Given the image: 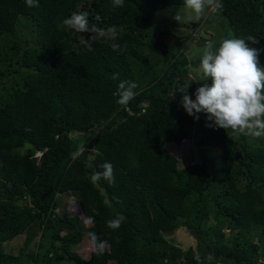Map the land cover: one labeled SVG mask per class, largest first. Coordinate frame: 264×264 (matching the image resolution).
I'll return each instance as SVG.
<instances>
[{
  "label": "trees",
  "instance_id": "obj_1",
  "mask_svg": "<svg viewBox=\"0 0 264 264\" xmlns=\"http://www.w3.org/2000/svg\"><path fill=\"white\" fill-rule=\"evenodd\" d=\"M219 4L216 25L207 26L210 42L254 37L249 47L260 50L264 67V0ZM183 6L0 0V264H264V138L236 137L203 113L195 120L185 112L179 91L195 99L202 85L187 74L198 81L202 56L188 60L190 36L159 30L153 19ZM78 11L117 35L65 27ZM81 37L91 39V50ZM123 80L138 85L127 106L117 103ZM183 134L198 140L203 158L179 168L165 144ZM208 148L220 150V165L205 156ZM105 162L114 166V183L93 182ZM70 194L94 223L57 214L60 198ZM116 216L124 220L112 230L107 221ZM179 228L196 248L164 241ZM89 233L104 235L107 248L84 260L73 248ZM21 235L20 254L7 255L4 246Z\"/></svg>",
  "mask_w": 264,
  "mask_h": 264
},
{
  "label": "clouds",
  "instance_id": "obj_2",
  "mask_svg": "<svg viewBox=\"0 0 264 264\" xmlns=\"http://www.w3.org/2000/svg\"><path fill=\"white\" fill-rule=\"evenodd\" d=\"M117 6H123L124 0H113ZM28 7H38L39 0H25ZM187 7L195 13L203 12L206 5L221 7L219 0H184ZM177 14L174 19L179 20ZM100 19L99 16L96 17ZM63 25L79 33H96L100 37L114 38L117 35L115 27L103 29L89 19L87 11L73 12L70 17L63 20ZM81 42L91 50V39L81 37ZM249 42H258L254 37L229 38L219 42L206 44L202 50L199 64L200 80L196 81L202 86L198 87L192 96L186 92L181 93V105L185 112L195 120L201 113L215 127L231 130L236 137L247 135L264 138V67L259 64L260 50L249 47ZM112 79H118L114 73ZM211 81L209 84L208 82ZM191 84L188 86V88ZM138 85L135 82L123 80L118 85L117 101L121 106H127L134 99ZM182 141V140H181ZM42 153L37 152L35 158L39 161ZM102 172H94L91 176L93 182L101 179L114 183V166L110 162L101 165ZM124 220L123 216H116L107 221V226L119 229ZM86 224L94 223L92 218ZM91 245L97 254H103L107 242L100 240L95 233H89Z\"/></svg>",
  "mask_w": 264,
  "mask_h": 264
},
{
  "label": "rangeland",
  "instance_id": "obj_3",
  "mask_svg": "<svg viewBox=\"0 0 264 264\" xmlns=\"http://www.w3.org/2000/svg\"><path fill=\"white\" fill-rule=\"evenodd\" d=\"M215 5H206L203 12L197 14L191 8L187 6L183 7H167L163 10L158 11L154 14L153 19L157 23L159 30L168 31L174 33L177 36H182L186 38L190 36L189 41L184 45L183 53L188 60L192 58H198L202 56V50L204 48V43L208 44L210 42L211 31L210 28L207 30V26L211 27L216 25L215 17ZM179 15V20L176 21L174 17ZM208 20H211V25L208 24ZM198 24L196 30H192V25ZM206 30V31H205ZM194 70H199V65L194 68ZM188 77H191L194 82H196V77L193 76L191 70L189 69ZM200 80V74L197 75ZM194 135V133L192 134ZM199 137V135H196ZM182 141L179 143H174L172 141L165 144V148L177 158V165L179 168H185L189 163V159L200 158L199 153V143L198 140L191 135H182ZM205 156L213 158L215 164L220 165V150L214 148L205 149ZM60 205L57 209V214L61 215L64 213V217H78L80 221L83 222L85 227L90 224H86V219L82 215L77 196L70 194L62 196L60 198ZM164 241L168 244H173L176 247L187 250L188 248H196V242L194 238L189 235V232L183 228H179L177 231L164 233ZM101 239L107 241L104 235H101ZM25 241V235L18 236L15 240L10 241V243L4 246V252L12 257H17L23 247ZM74 252L79 255L82 259L87 260L90 254L95 251L91 245V241L84 236L82 241L73 248ZM27 253V251H24ZM29 264H32L31 262Z\"/></svg>",
  "mask_w": 264,
  "mask_h": 264
},
{
  "label": "water",
  "instance_id": "obj_4",
  "mask_svg": "<svg viewBox=\"0 0 264 264\" xmlns=\"http://www.w3.org/2000/svg\"><path fill=\"white\" fill-rule=\"evenodd\" d=\"M195 27V25L193 24L192 25V28H194ZM199 153H200V158H203V152H202V150H199Z\"/></svg>",
  "mask_w": 264,
  "mask_h": 264
}]
</instances>
